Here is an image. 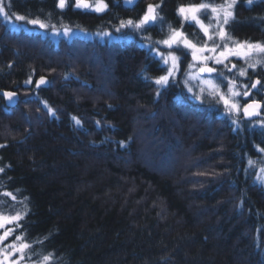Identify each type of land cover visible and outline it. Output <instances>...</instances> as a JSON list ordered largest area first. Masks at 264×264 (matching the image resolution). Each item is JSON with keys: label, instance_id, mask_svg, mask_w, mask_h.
I'll return each mask as SVG.
<instances>
[{"label": "trees", "instance_id": "trees-1", "mask_svg": "<svg viewBox=\"0 0 264 264\" xmlns=\"http://www.w3.org/2000/svg\"><path fill=\"white\" fill-rule=\"evenodd\" d=\"M105 2L104 12L74 7L75 0L64 9L58 0L8 6L120 39L55 42L0 18V91L20 95L8 107L0 93V212L22 216L8 243L21 236L31 245L25 259L53 253V264H264V108L256 118L229 114L219 93L197 99L200 85H185L180 74L155 83L168 69L154 51L169 25L198 43L207 39L194 23L182 24L177 8L224 0H163V23L144 30L121 21H137L161 0ZM226 28L238 42H264V0H238ZM242 62L214 64L220 93L230 81L245 90L258 79L251 97L264 103V66L239 80ZM41 76L48 87H37ZM237 103L241 109L243 97Z\"/></svg>", "mask_w": 264, "mask_h": 264}, {"label": "snow or ice", "instance_id": "snow-or-ice-1", "mask_svg": "<svg viewBox=\"0 0 264 264\" xmlns=\"http://www.w3.org/2000/svg\"><path fill=\"white\" fill-rule=\"evenodd\" d=\"M127 3L131 4L133 3V0H126ZM254 0H246V3L248 5L253 4ZM69 0H58L57 7L60 9H64L68 6ZM238 0H224V2L220 5H214L212 3L207 2H201L199 4H189V5H180L177 8V14L182 17V24L183 22H188L191 26L193 23L199 27V29L204 33V36L207 37V41L213 42V47H208L207 41H205L204 46L198 47L196 43H193L192 40L188 39V37L185 35L184 32L177 30L175 28H172L171 25H169V35L166 39H163L159 41L158 43L165 45L169 51L167 55H165L162 52H159L158 55L160 56L161 60L165 65H168L169 62H171V66L168 67L167 73L165 75L159 76L155 79V83L157 85H160L161 87L166 86L169 83L170 78L174 77L175 72L178 71V62L180 60V57L175 54V52L171 51L174 47L176 50H182L183 49H191L192 50V57L194 61H199L203 63L205 66L201 67L199 69L200 73H213L216 71L213 67H207V61L213 60L216 64H222L224 60L228 59L229 56H237L244 58L246 61L251 59L253 55H257L262 57L261 59H257L255 63L249 64V67L252 69H256L257 65L264 66V42H238L233 41V47L229 48L227 43L223 44L224 51L219 52L218 57H211V56H204L197 54H203L204 52L214 53L217 51V49L220 47V45L215 44V38H219L221 41H229L233 40V38L225 31V26L229 25L231 21L235 19V6L237 5ZM163 4V0H161L158 4H148L146 11L144 12L143 16L139 18L137 21H133L132 19H129L127 21H121V27H131L136 30H144L149 25H155L156 23H163L164 18L159 15L157 9H160ZM77 8L82 9H91L96 12H104L106 9H108L109 5L105 2V0H95V3H90L89 0H75V4L73 5ZM211 11V16L209 17V24H205L203 20L200 19L201 14H207L208 11ZM0 13L4 14L5 19L11 21L12 17H15L16 21H26L29 24L32 25H39L41 28L48 27L47 24L42 22L39 18L36 19H27L23 15L18 14H12L9 15V13L5 10V6L0 0ZM212 20H215V30H213L210 34V29H212L214 26L211 23ZM53 30H55V27L53 26ZM120 29L118 28L117 31ZM70 31V29H65V34H67ZM194 65L189 64V68H192ZM233 68L236 67V65L232 66ZM231 71V69H229ZM191 79H197V75H193L192 73L188 74ZM222 75V74H221ZM240 76L247 75L246 69H240L239 70ZM31 79L28 81H25L26 84L31 83ZM46 83L45 78L43 76L40 77L38 81H36L37 87L40 85ZM185 85L188 84V81H184ZM204 84L208 85V88L210 89L209 95L216 96L219 93V101H223L225 105L226 111L231 113H236L237 115L241 111L240 106L238 103L231 102L229 98H226L223 93H220L219 86L216 85L212 80H206L203 82ZM262 82L260 80H256L253 82L249 88L248 85H244L245 91L243 93H240L238 91H233V88L236 87L235 81H230L228 86V93L232 98L243 95L245 97L251 95V89H257L258 86H261ZM189 92H192L193 89L191 87L188 88ZM205 92V88H200V93L196 94L197 99L202 98V94ZM4 96H6L9 100H12L13 97L16 96V93L14 92H4ZM218 101V102H219ZM264 108V103L257 100H252L251 103L246 104L243 107V114L245 117H252L254 115L260 114V109ZM49 112H54V110L49 109ZM74 120H76V123L79 124L80 121L73 117ZM236 121H234L235 123ZM0 147H4V145H0ZM261 151H264V149H261ZM253 161H249V164H253ZM4 169L0 168V172H3ZM261 172L264 173V169H261ZM258 179L264 183V175L258 176ZM4 195L10 196L13 200L16 199V197L11 192H6ZM22 218L21 213L17 212L14 216H4L3 214H0V228L4 227L5 224L18 222ZM15 229L9 228L6 230L2 235H0V244H3L5 240L12 234V232ZM16 241H21L19 245H17ZM23 237L17 236L15 238V241L11 244L4 245L3 247H0V256L3 257V259H0V264H4L5 260H9L10 257L15 256V259L9 260V264H20L21 261L25 259L27 256L28 249L31 248L30 244L24 243ZM19 253L18 256L16 254ZM28 259H31L29 256ZM54 255L53 253H49L47 255H44L40 258L39 264H53Z\"/></svg>", "mask_w": 264, "mask_h": 264}, {"label": "rangeland", "instance_id": "rangeland-1", "mask_svg": "<svg viewBox=\"0 0 264 264\" xmlns=\"http://www.w3.org/2000/svg\"><path fill=\"white\" fill-rule=\"evenodd\" d=\"M2 2H3V4H4V6H5V10L9 13V15H12V14H17V13H11L10 11H9V6H8V3H9V0H2ZM149 4H153V3H149ZM91 10V9H90ZM157 11H158V13H159V9H157ZM18 15H21V14H18ZM160 15V14H159ZM212 14H211V11L209 10L208 12H207V14H201V16H200V19L201 20H203L204 21V23L207 25V24H209V17L211 16ZM23 16H25V15H23ZM27 19H36V18H30V17H28V16H25ZM0 18H2L4 21H5V24H6V26L8 27V28H10V29H12V30H17V31H20L21 29H23V30H28L29 32H38L39 34H41V35H47V37L48 38H50V39H52V40H54L55 42H58V41H60L61 39H65V40H71V39H73V38H75V37H85V38H91V37H93V36H99L102 40H104V39H110V40H113V39H120V35H119V33H109V32H105V31H101V32H98V33H92V32H90V31H87V30H83V29H81V28H78V27H74V26H69V25H57L55 22H52V21H45V20H43V19H40L42 22H44L45 24H47L48 25V27H46V28H41V27H39V25H32V24H29V23H27L26 21H16L15 20V17L13 16L12 17V20L11 21H9V20H7V19H5V17H4V14L3 13H0ZM211 23L213 24V28L212 29H210V34H211V32L213 31V30H215V24H216V22H215V20H212L211 21ZM53 26L55 27V30H53ZM70 29V31L67 33V34H65V29ZM177 30H180V31H182L181 29H177ZM225 31L229 34V32L227 31V28H226V26H225ZM182 32H184V31H182ZM185 33V32H184ZM169 35V34H168ZM168 35L166 36V38L168 37ZM185 35L188 37V39H190V40H192L193 41V43H196L197 45H198V47H202V46H204V43H198V42H196L195 40H193L187 33H185ZM230 35V34H229ZM231 36V35H230ZM232 37V36H231ZM166 38H164V39H166ZM233 38V37H232ZM161 41V40H160ZM206 41H207V39H206ZM233 41H236L234 38H233V40H229V41H221L218 37L217 38H215V44L216 45H220V47L217 49V51L216 52H214V53H209V52H204L203 54H200V53H198L197 55L198 56H200V55H204V56H211V57H218L219 56V52L220 51H224L225 49L223 48V44L224 43H227L228 44V46H229V48H232L233 47ZM159 42V41H158ZM157 42V47H156V49H155V54L157 55V56H159L158 55V51L159 52H162V53H164L165 55H167V53H168V51H169V49L165 46V45H163V44H160V43H158ZM242 43V42H241ZM207 45H208V47H213L214 45H213V42L212 41H207ZM158 50V51H157ZM184 50V51H183ZM171 51H173V52H175V54L177 55V56H179L180 57V60H179V62H178V71H176L175 72V75H174V77H172V78H170V80L169 81H171V80H175L178 76H179V74L182 76V79H183V81H185V80H187L188 81V84L190 85V86H194V85H200V87H199V92H200V88H201V86L203 87V88H205V90H207V92H209L210 91V89L208 88V85H206V84H204L203 82L204 81H206V80H212L214 83H215V79L213 78V76L211 75V76H202V75H200V73H199V69L201 68V67H203V66H205L203 63H201V62H199V61H194L193 60V57H192V50L191 49H183L182 48V50H180V51H183V52H186L187 54H189V60H188V63H187V65L185 66V69L182 71V69H181V61H182V58H181V55H179L178 54V50H176V48L174 47ZM160 57V56H159ZM233 57H237V56H229L228 57V59H226V60H224V62H226V61H229L231 58H233ZM238 58H241V57H238ZM262 57H260V56H257V55H253L252 57H251V59H249V60H245L244 58H241V59H243V62H242V64L240 65V67L237 69V72H236V74H237V76L239 77V80L240 79H243V77H247L248 76V72L250 71V69H251V67H249V64H251V63H255V61L257 60V59H261ZM223 62V63H224ZM189 64H192V65H194L192 68H189ZM214 64H216V63H214V61L213 60H209V61H207V64L206 65H210V66H212V67H214ZM168 67H170L171 66V62H169V64L167 65ZM259 67V65H257V67L256 68H258ZM246 69V71H247V75H245V76H240L239 75V70L240 69ZM233 72V71H232ZM189 73H192L193 75H197V79H191L190 78V76L188 75ZM222 73H220V72H218L217 74H216V76L217 77H220V75H221ZM222 76H224L223 74L221 75V79H222ZM253 82H254V80H253ZM216 84V83H215ZM228 85H229V82H228ZM238 86H240V84H238ZM242 87H240V88H238V89H235V88H233V91H238V92H240V93H243V91H245L244 89H241ZM253 90L254 89H251V95L250 96H247V97H245V96H243V95H238V96H236V97H234V98H232L231 96H230V94L228 93V86H227V88H226V91H225V97L226 98H229L230 100H231V102H235V103H237V100L240 98V97H243V99H244V102L248 99V98H250L252 95H253ZM224 104V103H223ZM261 118H262V120H259L258 122H259V124L260 125H263L264 126V116L262 115L261 116ZM262 175H264V173H262ZM0 214H3V213H1L0 212ZM4 216H14L13 214H3ZM15 223V222H14ZM11 225H12V223H9V224H5L4 225V227H2V228H0V235H2L6 230H8L9 228H12L11 227ZM10 237V236H9ZM8 237V238H9ZM8 238H7V240H8ZM6 240V242L7 243H5V241L3 242V244H0V247H3L4 245H7V244H10V243H8L10 240H8L7 241ZM27 251V250H26ZM19 255V253H17L16 254V256H18ZM16 257L15 256H13V257H10L9 258V260H11V259H15ZM0 259H3V257L2 256H0ZM9 260H5V262H4V264H9ZM20 264H39V262H36V261H30V260H27V259H24L23 261H21L20 262Z\"/></svg>", "mask_w": 264, "mask_h": 264}, {"label": "water", "instance_id": "water-1", "mask_svg": "<svg viewBox=\"0 0 264 264\" xmlns=\"http://www.w3.org/2000/svg\"><path fill=\"white\" fill-rule=\"evenodd\" d=\"M137 1H138V0H133V3L129 4V3L126 2V0H123L124 5L127 6V7H132V6H134V5L137 3ZM206 66H207V67H211V66H209V65H206ZM214 72H215V71H214ZM214 72H213V73H214ZM199 73H200V72H199ZM213 73H211V74H209V73H200V75H202V76H210V75H212ZM43 77L45 78L46 83L40 85L39 87H48V86H49V80H48V78H47L46 76H43ZM39 79H40V77L37 79V81H38ZM257 80H258V79H257ZM36 85H37V84H36ZM255 90H257V89H255ZM4 92H14V93H16V96L13 97L12 100H9L6 96L3 95ZM0 93H1V95L4 97V99H5L6 104H7L8 107H15V106L17 105L18 100H19V97H20L18 91L11 90V89H4V90H1ZM252 100H257V101H261V102H262L261 99H251V100L247 101V102L243 105V107H244L246 104L251 103ZM262 103H263V102H262ZM243 107H242V109H241L242 113H243ZM260 110H262V108H261ZM257 116H258V115H254V116H252V117H247V118H255V117H257Z\"/></svg>", "mask_w": 264, "mask_h": 264}]
</instances>
